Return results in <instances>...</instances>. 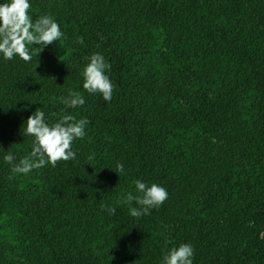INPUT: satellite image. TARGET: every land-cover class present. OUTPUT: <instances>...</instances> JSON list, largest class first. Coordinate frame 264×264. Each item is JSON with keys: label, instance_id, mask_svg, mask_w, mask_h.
I'll use <instances>...</instances> for the list:
<instances>
[{"label": "trees", "instance_id": "1", "mask_svg": "<svg viewBox=\"0 0 264 264\" xmlns=\"http://www.w3.org/2000/svg\"><path fill=\"white\" fill-rule=\"evenodd\" d=\"M29 2L64 37L0 55V264H163L182 243L193 264H264V0ZM94 53L111 103L83 89ZM69 89L83 106L65 108ZM37 108L87 118L86 136L75 160L14 174L3 157L30 154ZM137 179L169 194L139 219L122 203Z\"/></svg>", "mask_w": 264, "mask_h": 264}, {"label": "clouds", "instance_id": "2", "mask_svg": "<svg viewBox=\"0 0 264 264\" xmlns=\"http://www.w3.org/2000/svg\"><path fill=\"white\" fill-rule=\"evenodd\" d=\"M29 9V0H10L0 4V55L6 61L14 60L18 56L22 61L30 62L33 56L39 57L45 48L64 37L59 24L50 15L40 16L33 21ZM32 45L36 47H31ZM88 60L82 70L83 89L89 95H100L106 102L111 103L115 85L106 75L111 65L100 53L92 54ZM62 102L66 109H75L83 106L85 99L81 93L69 89ZM89 123L87 118L77 120L71 114L62 113L57 122L49 124L44 111L37 108L28 117L26 127L22 128L24 137L33 138L30 154L18 163L14 162L15 157L11 152L4 155L3 159L12 166V173L23 175L47 165L55 168L58 161L75 160L76 152L72 150V144L85 138V129ZM93 159L94 156L89 155L88 160ZM115 172L120 176L124 172V165L118 163ZM134 184L136 194L129 192L122 201L130 206L129 212L134 218L149 215L152 209L159 208L168 199L167 190L156 183L149 185L137 179ZM133 202L138 207L131 206ZM101 209L111 215L116 214L115 207L101 205ZM261 235L264 236V233ZM193 259V246L190 243H182L166 252L163 264H193Z\"/></svg>", "mask_w": 264, "mask_h": 264}]
</instances>
